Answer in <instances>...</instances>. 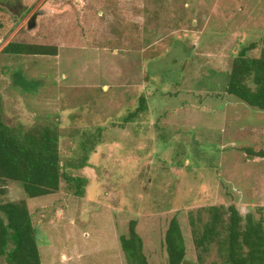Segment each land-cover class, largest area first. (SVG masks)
<instances>
[{"label":"rangeland","instance_id":"obj_1","mask_svg":"<svg viewBox=\"0 0 264 264\" xmlns=\"http://www.w3.org/2000/svg\"><path fill=\"white\" fill-rule=\"evenodd\" d=\"M11 42L57 55L2 53ZM243 52L264 54V0H0V115L55 130L84 183L30 199L6 182L0 204L25 201L41 264H127L133 220L148 264H167L173 218L183 264H220L215 245L198 261L190 216L264 218V111L226 93Z\"/></svg>","mask_w":264,"mask_h":264},{"label":"trees","instance_id":"obj_2","mask_svg":"<svg viewBox=\"0 0 264 264\" xmlns=\"http://www.w3.org/2000/svg\"><path fill=\"white\" fill-rule=\"evenodd\" d=\"M56 48L11 42L2 53L8 55L56 56ZM226 93L246 105L264 111V54L247 58L244 52L231 67ZM143 103V102H142ZM142 110V107L139 108ZM59 137L52 128H11L0 115V195L7 181L22 184L28 198L36 199L56 193L62 180L78 187L84 183L62 171ZM250 153V151H248ZM260 155V154H258ZM208 221L195 224L190 216L193 243L199 251L198 261L215 245L220 264H264V218L242 216L234 205L210 207L204 212ZM137 221L128 225L120 238L127 264H148L143 242L138 236ZM167 264H183L186 256L179 222L173 218L164 236ZM6 264H41L36 231L25 201L0 204V259Z\"/></svg>","mask_w":264,"mask_h":264}]
</instances>
